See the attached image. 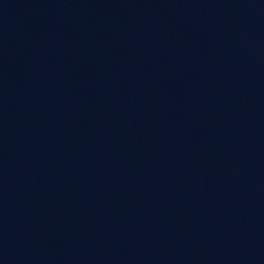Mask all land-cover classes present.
<instances>
[{
  "label": "water",
  "instance_id": "obj_1",
  "mask_svg": "<svg viewBox=\"0 0 264 264\" xmlns=\"http://www.w3.org/2000/svg\"><path fill=\"white\" fill-rule=\"evenodd\" d=\"M0 264H264V0H83Z\"/></svg>",
  "mask_w": 264,
  "mask_h": 264
}]
</instances>
